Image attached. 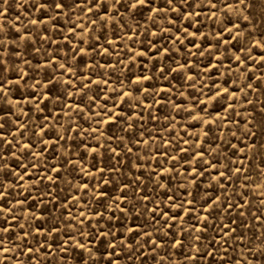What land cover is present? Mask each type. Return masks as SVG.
Listing matches in <instances>:
<instances>
[{
    "label": "rangeland",
    "instance_id": "obj_1",
    "mask_svg": "<svg viewBox=\"0 0 264 264\" xmlns=\"http://www.w3.org/2000/svg\"><path fill=\"white\" fill-rule=\"evenodd\" d=\"M0 264H264V0H0Z\"/></svg>",
    "mask_w": 264,
    "mask_h": 264
}]
</instances>
